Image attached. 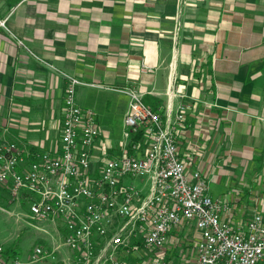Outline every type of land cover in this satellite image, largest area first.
I'll use <instances>...</instances> for the list:
<instances>
[{
    "label": "crops",
    "instance_id": "crops-1",
    "mask_svg": "<svg viewBox=\"0 0 264 264\" xmlns=\"http://www.w3.org/2000/svg\"><path fill=\"white\" fill-rule=\"evenodd\" d=\"M0 19L6 138L55 148L62 73L85 82L79 105L102 119L113 112L121 126L127 95L113 87H134L162 113L170 86V113L186 104L174 128L185 170L206 182L248 171L244 197L263 193L253 182L264 184V0H0ZM102 125L96 147L110 138Z\"/></svg>",
    "mask_w": 264,
    "mask_h": 264
},
{
    "label": "built area",
    "instance_id": "built-area-1",
    "mask_svg": "<svg viewBox=\"0 0 264 264\" xmlns=\"http://www.w3.org/2000/svg\"><path fill=\"white\" fill-rule=\"evenodd\" d=\"M62 75L55 148L18 145L0 131V186L26 205L31 224L51 227L50 241L33 243L25 261L4 253L0 244V264H161L157 249L180 224L197 232V264H264V214L255 208L244 222L230 223L224 216L228 202L211 197L206 176L198 169L187 172L177 154L174 128L186 104L170 113L167 93L160 113L134 87H113L127 95L123 141L118 154L108 155L101 145L97 156L104 133L93 110L75 100L76 85L85 82ZM124 176L138 179L125 182Z\"/></svg>",
    "mask_w": 264,
    "mask_h": 264
},
{
    "label": "rangeland",
    "instance_id": "rangeland-1",
    "mask_svg": "<svg viewBox=\"0 0 264 264\" xmlns=\"http://www.w3.org/2000/svg\"><path fill=\"white\" fill-rule=\"evenodd\" d=\"M141 66L143 67V63ZM170 91L171 87L169 86V98L171 96ZM93 113L99 128L100 126H104L102 123L106 124V121H108V129L111 130L110 138L109 140L107 139L105 143L107 146L104 145L103 147L104 150L108 155L118 154L120 151V144L123 141L121 134L122 126L120 123L116 124L119 122V119L113 112H110V117L106 119L96 117L97 115H95V111H93ZM57 131L55 134L56 141L58 140ZM13 140L17 141L16 139ZM99 151L100 148L96 147L94 153L97 156H101L98 155ZM254 168L255 167H248V169ZM137 179V176H124L122 178V180L125 182L131 181L134 183L137 181ZM250 180L251 175L248 171L242 176L232 171L230 173H220L217 171L208 175L207 192L213 198L224 199L228 202V211L231 214V218L229 219L230 223L244 222V220L250 216V214L253 212V209L255 208L264 214V184L262 185V182H253V184L258 186L259 190L262 189L261 191H263V193L260 194H257L259 192H255V194L259 195L257 198H247L244 197V194L242 193V188L244 186H248ZM25 211L26 205L11 199L7 195L5 189L0 186V244L2 246H6L8 244L15 243L17 247L16 253L23 261L27 259V254L33 243L38 241L48 242L50 241L48 234H51L50 225L41 224L43 230L36 228L33 224H31L34 221L27 217ZM196 239L197 232L191 224H180L171 228L167 233L166 240L162 247L157 249L159 252H161V264H197L195 260ZM156 251L152 250L149 251V253L151 255ZM65 252V247H61V254L64 255ZM25 264L40 263L27 262Z\"/></svg>",
    "mask_w": 264,
    "mask_h": 264
},
{
    "label": "trees",
    "instance_id": "trees-1",
    "mask_svg": "<svg viewBox=\"0 0 264 264\" xmlns=\"http://www.w3.org/2000/svg\"><path fill=\"white\" fill-rule=\"evenodd\" d=\"M124 87H127V86H124ZM117 88V87H116ZM118 88H120V87H118ZM142 99V98H141ZM143 101V100H142ZM144 102V101H143ZM144 104H146L145 102H144ZM146 105H148V104H146ZM149 106V105H148ZM150 107V106H149ZM153 109V108H152ZM155 110V109H154ZM139 133H136V134H133V135H131V139H134V138H136L137 137V135H138ZM3 247V251H4V253H6L7 255H13L14 253H16V249H17V247H16V245H15V243H11V244H8V245H6V246H2Z\"/></svg>",
    "mask_w": 264,
    "mask_h": 264
},
{
    "label": "bare ground",
    "instance_id": "bare-ground-1",
    "mask_svg": "<svg viewBox=\"0 0 264 264\" xmlns=\"http://www.w3.org/2000/svg\"><path fill=\"white\" fill-rule=\"evenodd\" d=\"M42 230H43V228H42Z\"/></svg>",
    "mask_w": 264,
    "mask_h": 264
}]
</instances>
